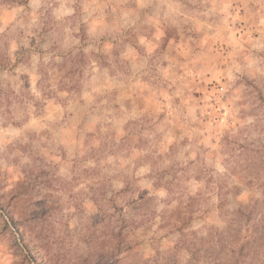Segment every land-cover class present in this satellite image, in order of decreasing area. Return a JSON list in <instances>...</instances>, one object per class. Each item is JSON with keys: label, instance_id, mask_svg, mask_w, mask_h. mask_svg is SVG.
I'll return each mask as SVG.
<instances>
[{"label": "clouds", "instance_id": "1", "mask_svg": "<svg viewBox=\"0 0 264 264\" xmlns=\"http://www.w3.org/2000/svg\"><path fill=\"white\" fill-rule=\"evenodd\" d=\"M0 264H264V0H0Z\"/></svg>", "mask_w": 264, "mask_h": 264}]
</instances>
